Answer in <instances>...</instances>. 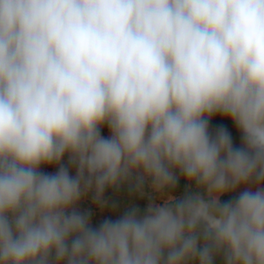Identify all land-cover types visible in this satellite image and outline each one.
I'll use <instances>...</instances> for the list:
<instances>
[{
    "label": "clouds",
    "instance_id": "9594fccd",
    "mask_svg": "<svg viewBox=\"0 0 264 264\" xmlns=\"http://www.w3.org/2000/svg\"><path fill=\"white\" fill-rule=\"evenodd\" d=\"M218 260L264 264V0H0V264Z\"/></svg>",
    "mask_w": 264,
    "mask_h": 264
},
{
    "label": "rangeland",
    "instance_id": "374dc122",
    "mask_svg": "<svg viewBox=\"0 0 264 264\" xmlns=\"http://www.w3.org/2000/svg\"><path fill=\"white\" fill-rule=\"evenodd\" d=\"M213 123H224V124H227L229 128L233 127L230 121L216 119L213 121ZM103 134L104 135L108 134L107 129L104 130ZM235 137L236 138L234 139V142L238 145L239 144V133H237ZM46 171H54V168H47ZM185 184L186 182L183 179H181L179 182V186L176 189L177 194L183 193L185 189ZM106 197L112 201H115L118 204V207L115 210V213L105 212L101 214L100 212L97 211L96 207L92 205L90 200L84 201L81 204L82 209H89L93 212V224L94 225L98 224L102 219L108 216H110L111 218H116V215H119L120 213H122L129 204V197L126 192L115 193L113 191H108L106 192ZM222 199H228V197L225 196ZM132 202L138 204L141 207V210H143L146 207L148 201H147V198H144V199H133ZM218 263L221 264V262H218Z\"/></svg>",
    "mask_w": 264,
    "mask_h": 264
},
{
    "label": "trees",
    "instance_id": "16d2710c",
    "mask_svg": "<svg viewBox=\"0 0 264 264\" xmlns=\"http://www.w3.org/2000/svg\"><path fill=\"white\" fill-rule=\"evenodd\" d=\"M230 130L232 131L233 138L235 139V138H236L235 136H236V134H237L238 132L235 130L234 126L231 127ZM218 262H220V261L218 260V261H217V264H219Z\"/></svg>",
    "mask_w": 264,
    "mask_h": 264
}]
</instances>
